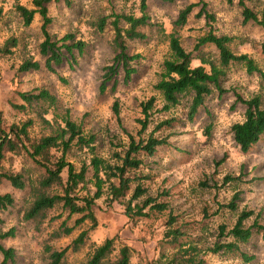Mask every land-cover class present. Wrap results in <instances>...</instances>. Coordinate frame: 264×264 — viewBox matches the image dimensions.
<instances>
[{
  "label": "rangeland",
  "instance_id": "374dc122",
  "mask_svg": "<svg viewBox=\"0 0 264 264\" xmlns=\"http://www.w3.org/2000/svg\"><path fill=\"white\" fill-rule=\"evenodd\" d=\"M32 0H0V45L14 36L17 45L13 54L0 58V113L6 125L27 118L33 119L31 135L45 133L38 105H26L24 110L17 109L15 103H25L20 99V92L47 88L58 98L55 110L48 109L47 117L58 121L68 111L69 117L82 122L85 132L96 136L95 153L110 158L113 151H120L128 138L122 129L138 137L141 117L139 102L154 95L157 96L155 108L162 102L153 85L160 78L162 63L169 55L168 34L175 31L183 48L191 52V65L200 63L195 58L199 53L217 62V50L214 46H203L200 51L193 49L196 39L212 29L216 35L232 37L230 44L234 53H246L254 59L257 66L264 71V55L261 45L264 40V28L252 21H243L239 0H171L162 2L148 0L146 13L151 23L145 27L144 38L128 41L131 54L139 55L131 62L135 72L124 81L122 70L114 80L107 82L103 91L100 89L103 67L112 63L113 36L110 21L114 14L139 15L140 0H68L52 1L48 5V14L52 18L49 32L56 37L73 33L86 45L73 68L63 65L57 74L44 69L20 72L19 63L24 59L42 60L39 44L43 37L40 30V19L36 14L29 25H24L15 12V5L30 7ZM253 12L260 13L264 0H243ZM194 4L187 15L183 26L174 27L178 13L186 5ZM204 5V14L198 15ZM106 22L99 29L100 21ZM207 69L208 65H204ZM63 77L66 82L59 78ZM115 85L112 91V86ZM221 92L214 89L193 117L188 116L190 97H183L179 104L168 111L152 114L147 131L162 119L173 118L170 127L163 126L154 135L166 137L167 144L157 147L152 156L143 154V164L131 175L144 177L142 183L150 195L155 196L163 191L160 201L167 202L168 209L158 213L148 211L147 216L128 218L121 203H109L103 194L95 199L93 212L97 224L89 229L88 244L100 243L105 238H114L116 246L120 243L129 245L133 252L131 264H147L156 258L168 257L177 252L172 243L164 239L165 222L169 211L176 217L172 227L183 231L180 243L193 244L204 259V264H264V240L253 232L249 240L239 243L233 251L220 250L213 253L209 250L215 242L232 239L225 233L235 223L237 212L241 209H252L258 214V222L264 225V135L253 144L246 153L240 151L233 140L231 125L243 119L245 105L236 100L240 95L247 99L260 95L264 104V77L258 72L248 73L244 66L230 63L224 68L220 79ZM119 103V120L112 112V103ZM48 131V130H47ZM145 135V133H142ZM3 163L6 170H20L25 179L35 178L40 170L23 154H7ZM67 159L78 168L88 155L84 150L73 146ZM226 176L232 177L226 180ZM90 173L87 174V178ZM93 193L92 183L87 185ZM9 192L14 197L11 207L0 215L3 224L0 229L14 227L15 236L3 241V246L14 248L16 264H43L46 256L43 242L48 231L57 227L66 217V213L37 230L30 222L18 219V212L28 200V187L15 189L8 181L0 183V193ZM238 193L236 211L224 206L233 195ZM223 205V206H222ZM54 215L55 212H50ZM78 215H73L67 225ZM254 216L245 221L250 226ZM85 222L82 228L74 229L71 234L53 242L54 247L67 245L81 229L89 227ZM224 225L225 232H220ZM85 249L71 254L68 264H77L84 256ZM245 255L250 260L245 261ZM164 257V258H165ZM2 256L0 254V262Z\"/></svg>",
  "mask_w": 264,
  "mask_h": 264
},
{
  "label": "trees",
  "instance_id": "16d2710c",
  "mask_svg": "<svg viewBox=\"0 0 264 264\" xmlns=\"http://www.w3.org/2000/svg\"><path fill=\"white\" fill-rule=\"evenodd\" d=\"M52 1L61 0H32L30 7L16 4L15 12L22 19L24 25H29L37 14L40 19V30L42 41L39 44V53L42 60L24 59L17 70L20 72L46 70L57 74L58 68L68 65L73 68L77 59L81 56L86 43L76 38L73 33H65L61 37H56L49 32L52 22L48 14V5ZM67 2L68 0H62ZM128 1V0H125ZM148 0H140L139 15L135 14H114L110 21L113 36L111 46L113 51L112 63L103 67L102 79L100 82L101 91L104 90L107 82L114 80L120 70L124 72V81L130 79L135 72L131 62L139 55L131 54L128 50V41L144 38V28L150 26L149 17L146 13ZM162 2L171 0H159ZM231 3L232 0H227ZM241 6L243 21H252L264 28V3L259 14L253 12L245 5L243 0L238 1ZM194 4L186 5L179 11L174 27L183 26L187 21V15L191 12ZM1 13V11H0ZM204 14L211 19V15L205 12L204 5L199 9L198 15ZM104 19L99 23V29L105 25ZM169 55L162 63L160 78L153 85L162 102L160 108H155L157 96L139 102L141 117L137 119L140 125L138 137L122 129L128 138L126 144L121 145L120 151H113L110 158L95 153L96 136L94 133L85 132L82 122H77L69 117V113L60 116L55 115L53 119L48 118V109L55 110L58 104L57 96L47 88H37L32 91L20 92L18 95L25 103L13 106L24 110L25 106L38 105L41 110L38 112L41 118L45 133L31 135L33 119L27 118L19 122H12L9 125L4 123L0 113V183L8 181L15 189H25L28 187V200L18 212V219L22 222H30L37 230L41 226L60 218L63 213L66 217L59 222L57 227L48 231L43 242L45 262L43 264H68V257L82 249H85L83 258L77 264H131L132 248L120 243L115 245L114 238H105L100 243L90 242L88 244V232L96 226L97 221L93 212L95 199L106 195L109 203L118 202L124 206V214L128 218L134 216L144 217L148 211L161 213L168 209L167 202L160 201L162 195H167L163 191L155 196L150 195L148 188L142 183L140 175H131L143 164L142 155L152 156L157 147L167 144L166 137H158L154 133L163 126L170 127L173 118L162 119L155 123L153 129L147 131L151 123L152 114L159 111H168L185 97H190L188 106V116L193 117L198 108L203 105L205 98L214 89L221 92L220 79L224 75V68L230 63H238L245 67L248 73L258 72L264 77V71L257 66L253 58L246 53H234L230 44L232 37L228 35H216L212 29L199 36L193 49L200 51L203 46H214L217 50V62L208 59L204 53H199L195 58L199 59L198 65L192 66L191 52L186 51L181 45L180 39L171 32L167 36ZM17 45L14 36L6 38L0 45V58L13 54ZM264 55V40L261 45ZM208 65V69L204 65ZM60 80L66 82L63 77ZM115 85L112 86V91ZM236 100L245 105L243 119L231 125L232 137L240 151L246 153L264 135V104L260 95H253L243 99L240 95ZM112 112L119 120V103L115 99L112 103ZM48 130V131H47ZM145 133V135H142ZM84 150L88 155V162L84 159L78 168L67 159L71 148ZM7 154L26 155L34 165L40 170L38 177H30L28 182L25 175L20 170H6L3 163L7 159ZM90 177L87 178V174ZM227 179L232 177L226 176ZM92 183L94 191L90 194L87 185ZM238 193H235L231 200L224 204L231 211H236ZM14 197L9 192L0 193V214L13 205ZM223 206V205H222ZM50 212H55L50 215ZM73 215H78L67 225V221ZM254 216L250 226L245 225V221ZM176 217L169 211L165 222L163 237L168 243L176 244L177 252L163 258L159 257L147 264H204V259L200 257L196 245L180 243L179 239L184 235L177 227H172ZM88 222L89 227L81 229L79 233L65 246L54 247L53 242L68 236L76 228H82V224ZM3 219L0 215V227ZM15 228L6 230L0 229V254L2 260L0 264H16L14 248L3 246V241L15 236ZM220 232H225L224 225H220ZM253 232L261 235L264 240V225L258 222V214L252 209H241L237 212V217L233 226L225 233L232 237L230 241L215 242L209 248L213 253L220 250L233 251L238 249L239 243L249 240ZM165 257V258H164ZM245 261L250 257L242 255Z\"/></svg>",
  "mask_w": 264,
  "mask_h": 264
}]
</instances>
